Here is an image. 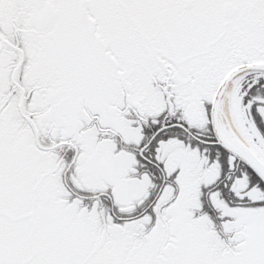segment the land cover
<instances>
[{
    "label": "snow or ice",
    "instance_id": "6c2138e0",
    "mask_svg": "<svg viewBox=\"0 0 264 264\" xmlns=\"http://www.w3.org/2000/svg\"><path fill=\"white\" fill-rule=\"evenodd\" d=\"M0 264H264V0H0Z\"/></svg>",
    "mask_w": 264,
    "mask_h": 264
}]
</instances>
